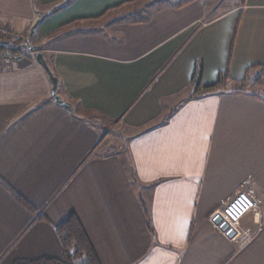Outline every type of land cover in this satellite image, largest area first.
<instances>
[{"label": "crops", "instance_id": "1", "mask_svg": "<svg viewBox=\"0 0 264 264\" xmlns=\"http://www.w3.org/2000/svg\"><path fill=\"white\" fill-rule=\"evenodd\" d=\"M137 1L0 0L24 36L54 8L27 44L74 108L35 56L0 62V264L59 258L72 213L101 264H264V100L226 88L264 68V0ZM239 192L261 210L246 244L213 219Z\"/></svg>", "mask_w": 264, "mask_h": 264}, {"label": "trees", "instance_id": "2", "mask_svg": "<svg viewBox=\"0 0 264 264\" xmlns=\"http://www.w3.org/2000/svg\"><path fill=\"white\" fill-rule=\"evenodd\" d=\"M174 3V7H182L183 5H186L194 0H172ZM214 0H205L206 3L210 4ZM68 3V1H62L59 4L55 6V9L62 7ZM31 36H28L26 38V42H24V39H20L19 43L16 47L12 46L10 42L3 40L0 41V51L6 50L11 52H17L18 46L20 44L25 43L27 44L28 38ZM32 50L36 51V47L30 46ZM257 65L251 66L255 67ZM246 75V78L240 82H236L239 84H244L249 79V69ZM264 75V68H262L260 74L255 77V79L252 81V84H260L263 89L256 91L253 95L257 98L264 100V82L262 81V77ZM230 78L228 70L223 71L220 74V79L218 83H224L225 80H228ZM217 84L211 87H215ZM11 193L13 194L14 198L19 201L22 205H24L28 210H30L32 213H36L37 209L35 206L28 201L22 194L15 191L10 186H7ZM41 219H47L45 215H39ZM56 235L58 237V240L60 242L61 251L62 254L59 258L55 257H40L34 260H31L27 262L28 264H74L75 259L81 256H84L85 263L84 264H101L98 255L96 254V251L92 245V242L90 241L82 223L80 222L79 218L75 213L70 214L66 219H64L58 226H56Z\"/></svg>", "mask_w": 264, "mask_h": 264}, {"label": "rangeland", "instance_id": "3", "mask_svg": "<svg viewBox=\"0 0 264 264\" xmlns=\"http://www.w3.org/2000/svg\"><path fill=\"white\" fill-rule=\"evenodd\" d=\"M157 1H159V4H156ZM172 2H173L172 0H138L135 3V5H136L137 9H139L140 13H138L139 15L138 14H136V15L138 17H142L144 15L143 12L147 11V9H150V8L154 9L156 7H159V6L163 5V3L170 4ZM238 2H239V0H214L210 4L216 6L217 4L221 3L220 6H219V10H224V9H227L229 7H232V6L236 5V4H238ZM0 28H5V29L9 30V31H6V33H3L2 31H0V41L6 40V41L10 42L11 45L14 46V47H16L19 44V43H16V42H18L20 39H24L23 41L26 42V38L28 37L27 35L24 36L22 34H19V33L15 32L14 30H12V29H10L8 27L2 26L1 24H0ZM24 44L25 43L20 44L18 46V48H20L21 50L18 49L17 52H11V51L3 50V51H0V54H22L23 56H25L26 54H30L31 56H35V51L32 50L31 47L28 44H26V45H24ZM32 47H34V46H32ZM38 50L42 51L41 49L37 48V51ZM258 75L251 76V78H249L248 81L246 83H244V84H239V83H235V82L231 81L229 84L226 85V88H231V89L240 88V89H244V90H247V91H259L260 89L262 90L263 87L259 83L258 84H252V81ZM108 138H109V140L107 142V145H105L106 148L108 147L110 150H114V149L119 148V145L121 143H119V145H114L113 144V141L115 140V133L111 134ZM111 142H112V144H111ZM226 203L227 202H225L224 204H226ZM258 212H261V210L259 208L251 216L246 218L248 220V222H251V220H254L255 214L258 213ZM243 225H244V223H242V222L239 225H237V227H239V229H240V232H241V229H242ZM229 229L233 230V226H231V225L226 226V229H224V231L226 232V230H229ZM250 232H251L250 234H248V233L244 234V232H241L240 235L236 239L240 241V244L241 243L242 244H246L247 241L250 238L253 237L252 236L253 235L252 231H250ZM236 233H237V231L235 229L233 230V233H231V234L226 232V234L228 236L232 237V238L234 237V234H236ZM84 263H85L84 256L76 258L75 262H74V264H84Z\"/></svg>", "mask_w": 264, "mask_h": 264}, {"label": "built area", "instance_id": "4", "mask_svg": "<svg viewBox=\"0 0 264 264\" xmlns=\"http://www.w3.org/2000/svg\"><path fill=\"white\" fill-rule=\"evenodd\" d=\"M0 31L6 33L9 30L0 28ZM22 57V54H0V62L2 65L8 66L12 62L20 60ZM258 208L259 205L254 194L250 192H239L215 212L213 219L216 218L218 220V226H233V230L235 229L237 231L233 238H237L241 233L237 225L247 216L256 212Z\"/></svg>", "mask_w": 264, "mask_h": 264}, {"label": "water", "instance_id": "5", "mask_svg": "<svg viewBox=\"0 0 264 264\" xmlns=\"http://www.w3.org/2000/svg\"><path fill=\"white\" fill-rule=\"evenodd\" d=\"M54 8L50 9L49 11L45 12L44 14H42L41 16H39V18L34 22V24L31 27L30 30V35H34L35 30L37 28V26L45 19V17L53 11ZM35 58L36 60L43 66V68L46 70V72L48 73L50 80L52 82V88H51V97L54 99V101L56 102V104L70 110L71 112H74V108L72 106V104L64 99H62L60 97V95L57 93V88H58V78L53 74L49 64L46 61V58L44 56V53L42 51H35ZM218 221V220H217ZM224 229H226V226H224Z\"/></svg>", "mask_w": 264, "mask_h": 264}]
</instances>
